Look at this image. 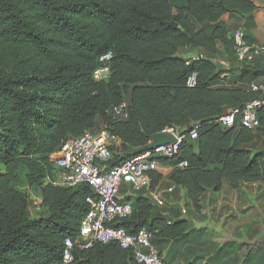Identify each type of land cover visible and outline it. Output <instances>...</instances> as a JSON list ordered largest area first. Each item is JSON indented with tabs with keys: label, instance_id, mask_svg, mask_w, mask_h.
Masks as SVG:
<instances>
[{
	"label": "trees",
	"instance_id": "16d2710c",
	"mask_svg": "<svg viewBox=\"0 0 264 264\" xmlns=\"http://www.w3.org/2000/svg\"><path fill=\"white\" fill-rule=\"evenodd\" d=\"M185 1L174 8L170 0H0V264H61L63 243L76 238L91 191L47 184L55 174L49 157L67 139L92 131L97 118L121 141L109 166L154 134L183 135L177 154L157 161L172 169L170 182L185 191L195 213L204 193L219 192L223 180L232 188L264 185V159L246 148L256 131L264 135V108L256 131L238 120L232 127L218 123L261 93L216 88L224 73L216 63L177 57L185 48L215 55L218 42L233 46L224 23L250 16L255 5ZM209 25V33L198 29ZM107 53L108 78L96 81L98 59ZM239 64L240 82L255 84L247 62ZM193 74L196 85L189 88ZM122 103L127 118L113 122L106 112ZM195 124L198 137L191 141ZM149 177L154 191L162 176ZM126 200L132 214L117 226L128 234L145 230L152 240L178 241L189 230L186 220L168 225L144 196ZM73 254L71 264H136L131 250L117 243Z\"/></svg>",
	"mask_w": 264,
	"mask_h": 264
},
{
	"label": "built area",
	"instance_id": "2783aa9c",
	"mask_svg": "<svg viewBox=\"0 0 264 264\" xmlns=\"http://www.w3.org/2000/svg\"><path fill=\"white\" fill-rule=\"evenodd\" d=\"M232 41L237 62L250 61V46L240 30L234 31ZM111 58V53L99 57V68L94 72L96 81L108 78ZM195 85L196 75L193 74L187 81V87L193 88ZM250 90L261 93V97L247 103L243 109L230 110L229 114L218 120L220 125L232 127L238 120L242 128L250 131L261 127L258 114L264 108V86L252 84ZM126 109L127 105L122 103L112 107L106 114L113 122L123 121L127 118ZM199 128L198 124L192 126L188 136L191 141L198 137ZM162 133L173 134L175 141L131 156L115 166H109L108 163L114 155L120 153L121 141L110 134L108 125L104 123L99 131L93 129L79 138L67 139L49 157L55 174L47 180V184L57 188L86 185L91 191L85 200L88 211L76 238H67L63 243L61 264H71L74 251L89 250L97 243H117L122 249L131 250L136 264H164L158 250L151 243V233L140 230L131 235L117 226L132 214V203L125 199L124 194L129 196L145 192L147 195L144 197L152 203L158 206L164 204L163 193L150 190L149 175L158 171V158L169 160L177 154L185 137L172 129ZM180 167H186V163ZM124 190L126 192L123 193Z\"/></svg>",
	"mask_w": 264,
	"mask_h": 264
},
{
	"label": "crops",
	"instance_id": "0c3cea01",
	"mask_svg": "<svg viewBox=\"0 0 264 264\" xmlns=\"http://www.w3.org/2000/svg\"><path fill=\"white\" fill-rule=\"evenodd\" d=\"M255 10L250 16L240 18L233 16L224 23L228 30V40L232 43L234 31L243 33L245 42L250 46L252 59L247 61L256 85L264 86V0H252ZM209 26H200L198 29L210 32ZM233 46L218 42L217 54L211 55L200 49L185 48L178 52L177 57L188 62L194 59L210 60L223 69L216 88L250 90V84L243 85L240 80L241 66L233 55ZM232 65V66H231ZM251 75V74H250ZM99 119L96 120L97 127ZM103 124V122H102ZM255 154L264 159V135L261 131L254 133V140L246 146ZM171 168L159 165L157 173L162 176L156 188L163 193L164 204L152 205L158 215L163 217L168 225L179 221H189V230L178 241L165 239L151 240L152 245L160 253L164 264H248L255 255L262 256L264 246V185L241 184L232 188L223 180L219 192L207 191L200 201V212L195 213L186 198L182 188L175 187L169 180ZM126 190L123 191V193ZM142 192L127 196L133 199L146 196ZM259 216L255 223L248 214ZM249 218V219H248ZM263 233L260 237L250 236L249 230ZM247 246L249 251L247 252ZM259 248L253 253L252 248ZM264 251V250H263ZM248 253V254H247ZM260 259V258H259ZM264 261V260H263ZM254 264V263H253Z\"/></svg>",
	"mask_w": 264,
	"mask_h": 264
},
{
	"label": "rangeland",
	"instance_id": "374dc122",
	"mask_svg": "<svg viewBox=\"0 0 264 264\" xmlns=\"http://www.w3.org/2000/svg\"><path fill=\"white\" fill-rule=\"evenodd\" d=\"M171 4L173 5V7H182L186 4V1L185 0H170ZM102 121L99 120L98 123H97V127H96V130L99 131L101 128H102ZM3 167L0 165V173L3 172ZM33 196H34V199L37 200L38 199V195L36 193H33ZM249 217L252 218V221L255 222V223H258L259 222V216L256 215V214H253V213H250L248 214ZM249 219V218H248ZM264 230V229H263ZM263 230L261 231V228L258 229V231H255L254 229H252V232L249 230V235L250 236H255L256 238L260 237L261 233H263ZM263 236H264V233H263ZM249 247L247 246V252L249 251L248 250ZM258 249L259 248H252L251 250H253V253L256 254L258 253ZM262 252L260 253V255H262L264 253V246L261 248ZM248 254V253H247ZM260 258V259H259ZM264 254L262 256H259L258 255H255V258H250V261L249 262H253L254 264H264ZM253 263H248V264H253Z\"/></svg>",
	"mask_w": 264,
	"mask_h": 264
},
{
	"label": "water",
	"instance_id": "95a60500",
	"mask_svg": "<svg viewBox=\"0 0 264 264\" xmlns=\"http://www.w3.org/2000/svg\"><path fill=\"white\" fill-rule=\"evenodd\" d=\"M168 25L170 27L177 28V25L175 23H169ZM218 69H219V67H218ZM229 113H230V111H227V114H229ZM174 141H175V137L171 133H157V134L150 136L149 143L147 145H145L141 148H137V149L129 148L127 151V156L128 157L135 156V155H138L140 153L149 151V150H151V149H153L159 145L171 143Z\"/></svg>",
	"mask_w": 264,
	"mask_h": 264
}]
</instances>
